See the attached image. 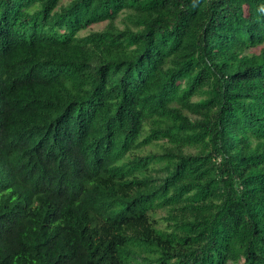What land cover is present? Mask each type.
Returning a JSON list of instances; mask_svg holds the SVG:
<instances>
[{"label":"trees","instance_id":"1","mask_svg":"<svg viewBox=\"0 0 264 264\" xmlns=\"http://www.w3.org/2000/svg\"><path fill=\"white\" fill-rule=\"evenodd\" d=\"M0 264H264V0H0Z\"/></svg>","mask_w":264,"mask_h":264},{"label":"rangeland","instance_id":"2","mask_svg":"<svg viewBox=\"0 0 264 264\" xmlns=\"http://www.w3.org/2000/svg\"><path fill=\"white\" fill-rule=\"evenodd\" d=\"M63 1H64V2H68L69 0H63ZM104 25H105V22H104V23L95 24V25L93 26V28H94V29H101V28L104 27ZM150 124H151V122H147V123L145 124L144 130H143V132H142V136L148 132V128H149V125H150ZM155 148H156L155 146H152V147H149L148 149H155Z\"/></svg>","mask_w":264,"mask_h":264}]
</instances>
